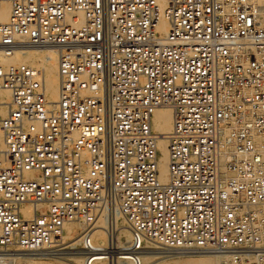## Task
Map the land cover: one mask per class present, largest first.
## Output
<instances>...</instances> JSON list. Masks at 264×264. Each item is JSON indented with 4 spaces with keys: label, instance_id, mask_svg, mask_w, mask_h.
I'll return each mask as SVG.
<instances>
[{
    "label": "built area",
    "instance_id": "2783aa9c",
    "mask_svg": "<svg viewBox=\"0 0 264 264\" xmlns=\"http://www.w3.org/2000/svg\"><path fill=\"white\" fill-rule=\"evenodd\" d=\"M4 2L0 46L55 49L59 99L42 68L0 65V264L61 251L66 223L90 227L113 204L132 264L145 242L264 264V0ZM160 108L173 113L167 183ZM80 248L95 264L88 233Z\"/></svg>",
    "mask_w": 264,
    "mask_h": 264
},
{
    "label": "bare ground",
    "instance_id": "6f19581e",
    "mask_svg": "<svg viewBox=\"0 0 264 264\" xmlns=\"http://www.w3.org/2000/svg\"><path fill=\"white\" fill-rule=\"evenodd\" d=\"M160 2L164 3V0H160ZM10 11V3L4 2L0 11V21H7L10 15ZM167 27V21H163L161 23L160 29H166ZM19 64H28L31 66L42 68L45 74L47 98L51 102L58 101L59 61L58 52L55 49H53L52 47L39 48L28 46L19 48L15 50L11 55H8L0 46V65L8 67L16 66ZM7 95H9L8 91L3 92V96ZM172 128V110L169 108H160L159 110H157L153 117V129L157 134H159V177L160 181L163 183H167L170 180L168 136L169 133H171ZM28 175L32 176V173H29ZM47 206V204H41L38 206L37 211H41L42 208ZM22 208L24 216L26 218L31 217L36 211V208H34L30 204H24ZM73 225H77L79 228L77 235L74 237ZM65 228V243L70 244V246H73L79 250H82L80 249V245L85 234L88 233L91 236L93 245L98 250H101L97 252V255L95 257V264H132L129 259L121 254L122 252L118 251L128 249L132 238V233L128 221L123 212L119 209L118 205H103V207L99 211L96 223H94L90 227L82 221H72L66 223ZM112 245H114V249L112 248ZM65 248L66 247H63L60 250H63ZM165 251L170 250H165L164 248H161L153 243L145 242V250L143 251V263L170 264L168 260L177 256H169L170 254L166 255L164 254L166 253ZM185 253H193L195 255H189L188 257L190 259L186 261L177 262L178 260H175L174 264H222L223 258L225 257V255L222 253H215L210 251H185ZM76 254L77 256L74 258L75 264H81V262L82 264H84V251H80ZM156 254H160L159 257L157 255V259H155ZM44 255H50V258H56L51 257L52 253L50 254L45 252L16 253L14 264H68L65 262L56 261L55 259L53 260L50 258H44ZM56 255L57 254H55L54 256ZM57 259L63 258L57 257Z\"/></svg>",
    "mask_w": 264,
    "mask_h": 264
},
{
    "label": "rangeland",
    "instance_id": "374dc122",
    "mask_svg": "<svg viewBox=\"0 0 264 264\" xmlns=\"http://www.w3.org/2000/svg\"><path fill=\"white\" fill-rule=\"evenodd\" d=\"M39 48H41V47H39ZM123 225V224H122ZM121 225V226H122ZM74 227H73V237L74 236H76L77 235V233H78V230H79V228H78V226L77 225H73ZM77 228V229H76ZM121 239H122V237H121ZM66 247L67 248H65V249H63V250H61V251H59V252H57V253H52V256L51 257H56V258H50V255H44L43 257L44 258H50V259H55L56 261H61V262H65V263H68V264H75V257L77 256V254L76 253H78V252H80V251H82V250H79V249H76L75 247H73V246H70V244H67L66 245ZM81 249V248H80ZM161 251V250H160ZM166 253H164V254H166V255H168V254H170L169 256H177V257H173V258H171V259H169L168 260V262L170 263V264H174L175 263V260H178L177 262H181V261H186V260H189L190 258L188 257L189 255H195V254H193V253H185V251H172V250H170V251H165ZM59 253V254H58ZM60 253H62V254H60ZM179 253H181V254H179ZM183 253V254H182ZM40 254V253H39ZM38 254V255H39ZM43 254V253H42ZM51 254V253H50ZM55 254H57L56 256H54ZM186 254V255H185ZM157 255H158V257L160 256V254H156V258L155 259H157ZM45 256H47V257H45ZM43 257H40V258H43ZM57 257L58 258H63V259H57ZM70 257V258H69ZM179 257V258H178ZM175 258V259H174ZM69 261V262H67V261ZM146 263V262H145ZM81 264H82V262H81Z\"/></svg>",
    "mask_w": 264,
    "mask_h": 264
}]
</instances>
